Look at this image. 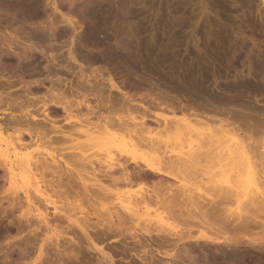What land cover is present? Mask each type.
<instances>
[{
	"label": "rangeland",
	"instance_id": "obj_1",
	"mask_svg": "<svg viewBox=\"0 0 264 264\" xmlns=\"http://www.w3.org/2000/svg\"><path fill=\"white\" fill-rule=\"evenodd\" d=\"M87 1L89 0H35L34 3L32 4L33 7L31 6L29 8L30 11L27 10L29 14L25 12L26 13L25 15L18 13L20 11L18 10L20 9V7L17 6L18 12L16 9L13 8L15 5L14 6L12 5L13 4L12 1H8L9 3L10 2L12 3L10 4L12 9L8 5H7L8 8L5 9V7L7 6H3V5L7 4L6 3L7 1L0 0L1 3L3 2V5L0 4V38L3 37L8 38L9 35H12L14 33L13 35L16 36L17 40H14L12 44L15 46L14 48H16L17 51H22V49L19 48L18 45L24 46L23 44H25L26 42L27 43L30 42L33 46L35 47L37 46L38 48L40 47L41 49H44L46 53V54L45 53L43 54L41 52L39 53V51H35V52L32 51L28 53V58H29L28 64L29 66H31L28 67L30 69L32 68V65H33V69L35 67L36 71H34L35 73L33 72L34 74L33 73L30 74L29 71L27 73L28 70V67L26 66L28 65L26 64L27 62L24 63L23 65L18 64V60L16 56L14 55L8 56L9 54L7 55L5 53H2L0 57V74H2L4 77L5 76L9 77L12 80L11 84H9L10 86L8 85L5 88V91H10L11 97H13L15 102L16 101L19 102L20 99L24 97L25 98L28 97L26 95L25 96L22 95V90L24 89L23 85L25 84V81L28 80L33 81V79L34 80L36 79V81L38 80L37 82H40V80L42 81L40 86H38L39 85L38 83H35L36 85L38 84L37 86L34 84H30L32 85L30 87L31 92H29L28 95L32 97L31 98L28 97L30 101L24 103L23 106L17 105L15 107L14 106L3 107V104L0 102L1 126H5L8 120L11 123L10 124L8 122L11 128L9 127V129H4V130L0 129V150L11 156H13L14 152L18 153V156L24 154L27 155V153L38 155L43 153L46 154L49 152L55 156H62L66 158L69 161L68 162L66 160L68 164L75 170L77 169L79 172L78 175L75 172H73V177L71 178V180L69 179L70 180L69 182L72 185V187L74 189H79V190L82 189L81 187L82 181H86V182L93 181V178L90 176L91 167H89L90 165H86V164L84 165V163L83 164L81 163L78 164L75 162L70 163L71 160H73V158L67 157L69 153H77V154L79 153L78 155H80V151H81V153L85 155L87 158H99L101 160H104L106 157L112 156L113 154L115 155L117 160H124L127 157L126 155L121 153L118 147L115 149L109 146L110 147L109 148L105 146L106 144H103L104 145L103 146L102 144L99 145V143H97L98 145L95 146L96 143H93V141L91 142L88 141L89 135L84 134L83 132L81 133V130L83 131L86 129L87 124L88 125L95 124L97 123V121H99L100 118L107 115L108 116L111 115L113 118L115 116H119L127 121L129 120V122L131 121L134 123L136 122L139 123L142 115L144 114L154 118L157 116L156 118L160 122L149 119L147 122L149 123L151 130L149 133L148 132L145 133V131L147 130L145 131L143 130L142 133V135H144L143 138H145L147 142L149 140H152L153 141L152 144H154V146L153 145L151 146L150 143L147 144V146L146 145L145 146L139 145L138 147L136 146V148L134 149L131 145L127 144L126 146L125 144L126 148L125 146L123 147L120 146V148L122 151L124 150L127 153H131L133 155H137V154L140 155L141 153H142L141 155H143L144 153V155L148 154L149 156L150 155L153 156L157 151V154L155 155L160 156V155L170 154V152L172 151L174 152V150L179 149L178 143L176 144L177 141L174 140L175 139L174 136H172L171 135L172 133L169 132L170 129H168L169 131L166 128L164 130L162 123H164L165 120L166 122L169 121V118L171 119L173 115L176 117H180L181 115H183L182 112H180V110L178 109L177 111H175V114L171 112L169 113L167 109L163 110L154 107H150L148 111L147 110L144 111L143 109H141L142 107L140 108L141 106L140 103L142 102H139L138 99H133L129 102H123L126 104H123L121 101L117 103L118 102L117 101L109 109L105 107L101 108V104L105 102L103 96H98L100 95V93L97 94L93 90L90 92H86L88 96L87 103L89 104V107H92L91 110L89 108L86 109L87 107L83 106L84 104L76 105L77 99L80 100L79 99L80 97L79 98L78 96L73 97V95L69 96L70 94L65 93L67 91H63L62 87L61 89L57 88L58 90L54 89L53 91H49V87H51V85L46 77L47 75L46 68H50V73H48L49 75L55 74L54 73L55 69L51 66L52 53L56 57L57 63L61 67L63 66L61 71L58 70V74L61 77V79L64 81L65 78L66 79L72 78L75 79L73 82L76 81L77 74L79 73L78 71L79 66L77 63H76L77 65L76 64L74 65L75 63L74 61L71 60L72 63L71 61H69L70 58L68 57L69 55L68 53H69V49L71 48L73 49V51H75L76 49L74 53L78 54L77 58L83 64V71L86 77L89 75L91 76L92 75L91 71L94 70L96 67H101L103 65L108 69L109 72H111L110 74L111 76H113L115 83L118 84L121 89H123L122 90L123 92H127V93L129 92V94L136 93V95L144 94V97H146L147 99H149V96L152 95L153 97H155L156 100H158L156 98L157 91H162V94H168L170 96L177 95L170 86L159 85L157 81L155 82L151 74H149V76L152 78L147 77L148 73H146L145 70H144L145 72H143V70L141 69L138 70V74L140 72V74L143 75L142 77L141 75H138L137 76L138 78L132 76L133 74L130 73L132 71L131 69H129L130 66H128L125 63H121L119 61L116 62L115 59L113 60L112 58H108V55L106 56L105 50L101 52L103 49H101V47L99 46L98 47L100 51L98 50V47L94 45L95 48L97 47L96 49L98 50L99 55L105 53L106 57L102 54L100 56H102V58L103 57L105 58L101 59V62L99 61V63L96 62L94 64L87 66L88 61L85 60L86 59L85 57L83 58L85 53H87V50L84 46L82 47V45L80 44L82 42V38H84V36L86 35L85 34L87 32L86 27H88V25L92 23L91 22L92 20H90L91 18L85 13L86 10L84 9L86 8V4L88 3ZM119 1L122 0H112L115 7L120 6L121 2ZM150 1L147 0V3H149ZM152 1L154 2V0ZM159 2L160 4L162 3L161 4L162 12L163 13H165L164 11L168 12L167 9H165L166 8L165 6L167 5L171 6L172 0H155L154 4L156 5V7L158 6L157 4H159ZM175 4L178 7H180L181 11L183 12V16L186 17V20L190 16H192V18L194 19L196 14L198 15L197 17L201 18L199 23L200 29L198 30L196 36L193 37L191 34L192 32L190 31L191 30L190 28L192 27L187 28L186 25L184 24L182 25L181 29L178 31L179 35H176L177 38H174L170 30H168L167 28L166 30L161 28L162 23L164 21L162 23L159 21L160 23L158 22L157 23L158 25H156L155 21L153 20L152 16L155 14L153 12H156L157 8L154 7V9H152L153 7L149 8V6L146 5L145 8L142 9L143 11L145 10L144 13H140L137 16L131 15L129 17L126 15L127 16L125 18L126 21L119 19L116 16H112V17L110 16L111 19L110 17H108L107 18L108 22L107 21L106 23L104 22L103 27L106 29L105 31L108 34H110V38H109L110 41L103 45H107L110 43L108 46L112 45L113 47L115 46L118 47L120 46L118 45L120 41L125 39L124 35H127L128 33L130 35V36L128 35L130 37V40L131 38L133 39L132 42L134 41V39H137V41L135 40L137 43L135 41L134 42L136 44H139L140 42L141 44L139 45H142V48H144V49L140 48L141 49L140 52L143 55L142 56L139 55L138 58H142L145 54L146 56L144 57L148 58L149 55L151 54V53L149 54L148 51H150L151 49L155 53H157L158 51V53L161 56H163V60L165 58L164 63L166 67L167 66L170 67V65L174 63L176 71L168 70L167 68L160 71L168 72L171 79L175 78V84H178L179 88L184 92H188L189 90L184 86L185 82L182 81V79L188 78L187 72L191 60L192 62H195L194 60H199L201 56H205V54L201 52V49L205 48L208 45L214 44V39L212 35L213 32L227 33L230 35V39L233 42V44L236 43L234 46L236 45L243 46L244 49L242 51L243 55L240 59L245 58V56L248 54H250L251 56V52H249V50H252L254 54H258L259 56H261V53H264V6L262 1L260 2L259 0H245L241 2L240 0H179L174 2V5ZM9 9L11 10L9 11ZM135 9L139 10L138 7H136ZM28 15L30 16L32 15L33 17L31 18ZM145 18L146 20L142 21ZM115 19L117 20V22ZM117 27L122 28L121 29L122 31L127 29V33L126 31H124L126 34L123 33L124 38L122 34L120 35L116 34ZM123 27H125L126 29ZM45 28L46 29L52 28L54 35L52 33H51L52 35H49L50 33L49 31L43 30ZM35 29L36 30L40 29L39 32L43 33L42 39H37L36 37H34V35H32L33 32H35ZM152 36L154 37L155 41L151 39ZM121 38L123 39L121 40ZM171 39L174 41H172ZM89 43L90 45H93L91 44V42ZM160 43L163 46L165 44V46L164 47L161 46ZM146 48H149L147 49L148 51L146 50ZM163 48H166L165 50H167L165 51V54L164 52H162V50L164 51ZM170 48L173 49L171 50ZM96 49L93 50L96 52V54H98ZM119 49L123 50L122 48ZM158 49L161 51H159ZM258 49H260L261 52H259ZM142 51L145 52L143 53ZM144 57L142 59H146ZM194 57L195 58L198 57L199 59L198 58L194 59ZM137 62L139 63V61ZM20 66H23L24 69ZM66 68L68 69L70 68L72 70L67 71ZM106 72L107 71L103 72V78L108 77ZM145 73L147 74V76H144ZM180 74L181 75L185 74V76L182 77V79L178 77L176 78V76ZM85 75L84 78H86ZM217 76L215 75L214 77L217 83H223L225 80H227L226 77H220V76L217 77ZM20 77H22L24 81ZM151 81H153L154 83H152ZM102 82H103L102 86L108 87L107 81L103 80ZM213 84L214 83H212V85ZM157 87H159V89ZM107 90H105V92L109 93L110 90L109 89ZM111 91L113 94H118L116 93L117 92L116 89ZM175 91L180 92L179 90H175ZM105 92L104 94H106ZM221 96L222 94L219 93L218 97ZM32 99L33 101H31ZM49 99L61 100L64 103L68 102L69 105L71 106H65L66 108L65 110L61 106L60 107L62 109L50 105L49 109L47 108L46 110V106H42V103L47 102ZM182 101L184 103H188L184 96ZM242 101L243 100H240V102ZM258 101L262 102L261 100ZM248 102L253 104L254 98L249 97ZM165 104L163 103L161 106H165ZM201 104L204 105L203 103ZM173 105H177V104H172L171 106ZM219 105L221 106H194L195 109L198 110V113L205 111V113H209V112L210 114L214 113L216 115V118L218 117L217 118L218 121H217V119L213 117L209 119V117L207 118L202 113H199L200 115L202 114L201 118L202 119L204 118V121L202 123L196 122L195 124V126L199 129V132H201L200 136L199 135L198 136L201 138L203 136L205 137V134L206 136L209 134L208 132L209 130L214 129V131L218 133V134L216 133V135L217 136L219 135V137H221L224 140V144L225 141H227L226 144H230V141L238 136L236 135V133L239 132L240 134H242L241 132H243L244 128L248 127L247 123H250L247 133H248V138L255 143L254 144L255 150L253 151L252 156H250V158H248L244 162H242V159H240L238 156L233 158V160L231 161V158L223 154L225 156V157L223 156V159L225 160H222L221 162L223 163L221 164L222 170L217 171V172L220 171L219 172L220 174L216 172L218 164L216 163L215 165L214 159L210 161V164H208L209 165L208 168H206V165L203 163L204 161L202 160L198 168L201 171H204V175L207 176H202L201 173L203 172H200L201 176L198 175V177L200 176L199 179L203 178L202 181H204L205 183V180H207V178L209 179L208 176L211 177V175L214 174L213 179H217L218 177H221L219 179L220 180L222 179L221 182L223 186H227L229 181L232 182L234 180L232 183L233 184L235 183L234 186L236 187V189L241 190L242 188H244V186L247 189L248 188L250 189L252 187L253 192H252V188L251 190L248 189L249 191H251L248 192L249 193L248 196L251 194L253 199H255L254 197L256 195L262 197V195L260 194L263 193L264 191V153H263L264 106H237L234 103L229 105H223V104H219ZM54 109L56 110L53 111ZM45 110L46 112L50 110L47 117L45 116L46 115ZM210 110H215V112ZM219 110L222 111L228 110L233 113V116L226 118L227 115L225 113L223 114ZM216 111L218 113H216ZM12 116L15 118L13 119ZM44 117H46L50 123L45 125V127L43 128L44 132L39 134L37 142L33 144H27L26 147L24 146L18 147L17 144L18 139L15 136L16 131H14V128L18 127V129L20 128V129L31 130L34 125V119L42 120ZM226 119L229 120L225 121ZM222 120L223 122H221ZM192 121L193 118L191 117V122ZM192 123H194V121ZM220 125L222 128L219 127ZM16 128L15 130H17ZM202 132L204 133V135ZM198 136L197 138H199ZM115 138L116 140L117 138L118 139L120 138L119 140L121 142L122 139L121 136L120 137L117 136ZM192 138L195 139V137ZM22 139L25 143H29L30 141V138L25 133H23ZM126 140L127 138L125 137V142ZM118 142L119 141L117 140L115 143L118 145L120 144ZM257 144L259 145L257 146ZM156 145L158 146V148ZM150 146L151 149L149 150ZM184 146L185 149L183 150V154L187 155L188 154L187 153L188 151L186 150L187 146L186 145ZM103 166L104 165H102V167ZM211 166L212 169H210ZM210 171L213 172V174H211ZM222 174L224 175L222 176ZM23 175L24 173L21 168L15 167L13 173H10L9 171H7V169L4 166L0 165V209L3 210L4 208L3 211H5L3 213L0 212V259H2L3 263L5 264H107L106 261L103 259V255L97 252L96 250H94L91 247V244H89V242L85 240L83 235L80 234L81 232L79 231L80 232L79 233L77 231V228L73 227L71 223L63 220H62L63 222L60 223L59 221L57 223L56 220L53 222L54 219L52 218L53 217L52 215H54V213L52 207L46 205L42 201L38 202L36 200H34V202L36 201L35 203L33 202L34 203V206H32L33 208L30 206L29 208L27 206V203L24 201L23 192H22V189L24 188L22 186V180H23L22 178H25V176ZM47 177L49 178L50 175H47ZM165 179L168 182L169 181L174 182V180L171 178L166 177ZM213 179L210 178L209 180L211 181H209V183L215 182ZM148 184L147 183L145 184V186L147 185L146 186L147 188H149L150 185H152L151 182H149ZM138 185L139 183L127 184V185H125V183H120L117 184L116 187L111 186L112 192L109 196H105L106 198L105 200H103V202L106 203L115 202L118 199V197L122 201H125L128 198L132 197L134 193L136 192L139 193L144 191V189H147L146 187H144L143 190L140 191L138 189L139 187ZM206 185L205 187H203L202 183L199 184V186L201 187L200 190L205 193V196L207 197L206 199L208 200L210 197L214 196L213 193H215L216 191L213 190L215 192H212V189H214V187H212L210 184L208 186ZM210 186L212 187V189L210 188ZM12 191H16L18 193L19 198H17V202H19L20 200V203L17 202H16L17 204L14 203L15 200L13 201L12 199L14 198L11 197ZM207 192L209 194H207ZM259 196L256 197V199L257 198L259 199L260 198ZM70 198L71 197H69V199ZM262 198H264V195ZM241 199H243V197H241ZM57 201L58 203H60L59 200ZM223 204H224L223 206L224 209L227 210L228 213H231L236 211L238 200L233 199V200L224 201ZM83 205L87 206V203L84 202ZM88 209L89 211H91L89 207ZM45 211L46 213H48L47 219L48 222L50 221L49 227L52 228L51 229L52 231H48V229H46L45 224L41 223L37 216L38 212L44 213ZM153 214L154 213H152V215ZM71 217L78 222H81L82 220V216L77 214L71 213ZM88 221L92 225L96 221V218L93 216H89ZM179 221H176L175 223L173 222L174 224H171V227H173L172 225L176 224L177 226L175 225L174 227L180 228L181 236L178 237H173V236L169 237L168 235L162 236L161 234L158 237L156 235H153L151 238H148L147 235H143L140 238V240L137 241L130 237L131 236L129 234L130 232H128L127 229L137 228L136 230H139V228L134 227V223H131L129 221L124 223L125 228L121 227L120 229L122 230L121 234L117 233L118 234L117 235L111 233L112 235H110L109 233L105 238L104 236L99 237L100 235L96 236V234L94 233L93 235L91 233V235L93 236L94 239L93 242L95 241L94 243L96 247L97 248L100 247L102 250H104L103 252L105 253L107 252L111 255L112 264H159V263L160 264H264V211L262 212L260 211L256 213V215L253 217L251 221L249 228L241 229V230L240 229L237 230L233 228L223 232L222 231L213 232L206 230V228L201 225H198L190 229L181 220ZM17 224H19V227H17L18 226ZM69 224L72 227H69L70 226ZM216 224L217 225L220 224L219 221H216ZM65 225L67 227H65ZM71 228L73 231L76 232L72 231L71 233L66 232L65 234H61L63 230L68 231V229L71 230ZM202 229L206 232H203ZM34 233L36 235L35 237H37L36 239L32 237L34 236ZM55 233L57 234L59 233L58 234L59 236L62 235V237L67 239V242H64V239L62 237H59L60 238L59 240L60 243L58 242L59 246L58 244H55L57 243L54 236ZM51 235H53L54 238L53 237L51 238ZM70 236L73 237V239L75 238L77 239L70 240ZM165 237L166 239H164ZM151 241H153V243ZM138 242L140 244H138ZM28 243L30 244L28 245ZM146 243L147 245H145ZM40 244H41L42 252L39 257ZM69 245L71 246L72 249L70 248ZM143 245H145L146 248ZM151 255L154 256L152 257ZM172 256L173 258H171ZM98 258L100 260H97Z\"/></svg>",
	"mask_w": 264,
	"mask_h": 264
},
{
	"label": "bare ground",
	"instance_id": "obj_2",
	"mask_svg": "<svg viewBox=\"0 0 264 264\" xmlns=\"http://www.w3.org/2000/svg\"><path fill=\"white\" fill-rule=\"evenodd\" d=\"M6 1H7L6 2L7 4L3 5V2L2 3L0 2V4H2L3 6H7V5L10 6V4L12 3L11 2L9 3L8 1H12L13 6L15 5L16 7L17 6L20 7V9H18V7L16 8L15 6L13 8L16 10L17 9L20 10L19 12L17 10L18 13L26 15V13L29 14L28 12L30 11L29 8L32 6L35 0H6ZM176 1H179V0H172L171 6L170 5L165 6L166 7L165 9H167L168 11L166 12L163 10L166 13L165 14L161 10L162 3L160 4L159 2L160 5L157 4L158 6L156 7V5L154 4L155 0L154 2L151 0L149 3H147V0H122V1H119L121 2V4L120 6L118 4L119 7L116 6L117 8L115 7L112 0H89L87 1L88 3L86 4V8L84 9L86 10L85 13L91 18V19L90 18H87V19L92 20L91 21L92 23L90 22L91 24L88 25V27H86L87 28V32L85 31L86 35L84 36V38H82V42L80 44L82 45V47L84 46L87 50V53L84 52L85 55L83 56V58L85 57L86 58L85 60L88 61L87 66L94 64L96 62L99 63V61L101 62V59H104L108 55V58H112L113 60L115 59L116 62L119 61L121 63H125L128 66H130V68L129 67L128 68L131 69L132 72L130 73L133 74L132 76L137 77L138 75H141L140 72L138 74V70L140 69L143 70V72L146 71V73H148V76L146 73H145L146 75L144 74V76L150 77L149 74H151L155 82L157 81L159 85L170 86L178 96L177 95L170 96L168 94H162V91H157L156 98L158 100H156L155 97H153L152 95L150 96L148 95L149 99H147L146 97H144V94L136 95V93L129 94V92L128 93L123 92L122 91L123 89H121L119 85L115 83L113 76H111L110 74L111 72H109L108 69L103 65L101 67H96L94 70L91 71L92 75L91 76L89 75L86 77L83 71V64L78 60L77 58L78 54L74 53L76 49L75 51H73V49L71 48L69 49V53H68L69 54L68 57L70 58L69 61L72 60L75 62L74 65L77 63L79 66V69H78L79 73L78 74L75 73L77 74L76 81L73 82L75 79H72V78L70 79L65 78L64 81L61 79V77L58 74V70L61 71L63 66L61 67L57 63V59L53 55V53L52 54L50 53L51 61H52V64L51 63L50 64L55 69V72H54L55 74L49 75L48 73H50V68H46V71H47L46 77L49 80L50 85H51V87H49V91H53L54 89L58 90L57 88L61 89L62 87L63 91H67L65 93L70 94L69 96L73 95V97L75 96H78V98L80 97L79 98L80 100L77 99L78 103L76 102V105L84 104L83 106L87 107L86 109L92 108V107H89V104L87 103L88 96L86 92H90L93 90L97 94L100 93V95L98 96H103V99L105 102L101 104V108L105 107L109 109L117 101H118L117 103H119V101L123 103V102H129L133 99H138L139 102H142L140 103L141 104L140 108L142 107L141 109H143L144 111L146 110L148 111L150 107H154V108H159L163 110L167 109L169 113L171 112L175 114V111H177V109L180 110V112H182L183 115H181L180 117H176L173 115L171 117L172 120L169 118L170 122L169 121L166 122L165 120V122L162 123L164 130L165 128L167 130L170 129V131L169 130L168 131L172 133L171 135L174 136L175 138L174 140L177 141V142L175 141L176 144L178 143L179 145L178 150H174V152L172 151L170 152V154L160 155V156L155 155L157 154V151L156 153L154 152L155 154L153 156L152 155L149 156L148 154L144 155V153L143 155H141L142 153L140 155L138 154L133 155L131 153H127L124 150L123 152L120 146L123 147L125 146V144L126 146L127 144L131 145L134 149L136 148V146L137 147L139 145L147 146V144H150V143H151V146L152 145L154 146V144H152L153 141L149 140L147 142L146 139L143 138L144 135H142V133H143V130L144 131L147 130L145 131V133L150 132L151 130L150 125L147 121L149 119L153 121H158L156 118L157 116L154 118V117H149L144 114L142 115L139 123L137 122L134 123L131 121L129 122V120L127 121L124 118H121L119 116H115L114 118L111 115L103 116L102 118L99 119V121H97V123L92 124V125L87 124L86 129L83 131L81 130V133L83 132L84 134L89 135L88 141L90 142L93 141V143H96L95 146L98 145L97 143H99V145L106 144L105 145L106 147L110 146L111 148H115V149L118 147L121 153H123L127 157L124 160H117L115 155L113 154L114 155L113 156L111 154L112 156H108L104 160H101L99 158H87L85 155L81 153V151H80V155H78L79 153L78 154L69 153L67 157L73 158V160H71L70 163H74V162L78 164L84 163V165L85 164L90 165L89 167H91L90 176L93 178V181L92 182L82 181L81 190L74 189L69 182L71 178L73 177V172H75L78 175L79 173L78 170L77 169L75 170L74 168H72L68 164L69 161L62 156H55L49 152L46 154L43 153V154H38V155H33L32 153L31 155L27 153V155L24 154L21 156L20 155L18 156V153L14 152L13 156H11L9 154L4 153L2 150H0V157H1L0 165L1 166H4L7 169V171H9L10 173H13L15 167L21 168L24 173L23 176H25V178H22L23 179L22 186L24 188L22 189V192H23L24 201L27 203V206L32 207L34 206V203L36 201L38 202L42 201L46 205L52 207L53 213H54V215H52L53 216L52 218L54 219L53 222L56 220L57 223L58 221L59 223L63 221H67L71 223L73 227L77 228L78 232L79 231L81 232L79 233L83 235L85 240L88 241L89 244H91V247L103 255V259L106 261L107 264H112L111 255L107 252L106 253L103 252L104 250H102L100 247L98 248L96 247L94 243L95 241L93 242L94 239L92 235L94 233L96 234V236L100 235L99 237L104 236L105 238L107 234L109 233L110 235H112L111 233L121 234L122 230L120 229L121 227H124V223L127 221L134 223V227L139 228V230H136L137 228L127 229V231L130 232L129 233L131 235L130 237L132 239L139 241L143 235H147L148 238H151L153 235H156L158 237L161 234L162 236L168 235L169 237L170 236H173V237L181 236L180 228L174 227L176 224L172 225L173 227H171V224H174L176 221H179V220H181L190 229L198 225L204 226L206 230L213 231V232H217V231L223 232V231H226L228 229H233V228L237 230L247 229L249 228L251 221L253 217L256 215V213L260 211L261 212L264 211V198H262L264 195L263 194L264 191L263 193H261L262 190L260 191L261 193L260 195H262V197H260L259 195H256V196L254 195L255 197L254 196L253 197L255 199H253L251 194H250L251 196L249 195L250 197L248 196L249 194L248 192H251L249 190H251L252 187L250 189L248 188L249 190L245 186L241 190L236 189V187L234 186L235 183L234 184L232 183L234 180L232 182L229 181L227 186H223L221 182L222 179L221 180L219 179L221 177L217 176L218 177L217 179H213L214 174L213 172H211L212 170L210 172L213 175L210 174L211 177L210 176L208 177L209 179L210 178L213 179L215 182L209 183V181L211 180L207 178L208 181L205 180V183L207 184L206 185L204 181H202L203 178L199 179V177L201 176L200 172H203L201 173L202 176H207V175H204V171H201L198 168L202 160L204 161L203 163L206 165V168H208L209 167L208 164H210V161L214 159L215 165L216 163L218 164V167L216 169V172H217L218 170L220 171L222 170L221 164L223 163L221 162L222 160H225L223 159L224 155L231 158V161L233 160V158L238 156L240 159H242V162L246 161L248 158H250V156H252V153L255 150V145H254L255 143L248 138L247 130H248L250 123H247L248 127L244 128L243 132H241L242 134L237 132L236 135L238 136L235 139H232V140L230 139L231 141L228 140L230 141V144H226L227 141H225V144H224V140L221 137H219V135L218 136L216 135L217 132L214 131V129L209 130L208 131L209 134L207 136L205 134V137L203 136L201 138L199 137L201 132H199V129L195 126L196 122L202 123L204 121V118L202 119L201 115L203 114L207 118L209 117V119L212 117L217 119L218 117L216 118V115L214 113H212L213 114L212 115L210 114V112L205 113V111L199 112V113H202L200 115L198 113V110H196L194 107V106H221L219 104L229 105L233 103L237 106H264V53H261V56H259L258 54H254L252 50H249V52H251V56L250 54H248L245 56V58L240 59L243 55L242 54V51L244 50L243 46L241 45L234 46L236 43L233 44V42L230 39V35L227 33L213 32L212 35L214 39V44L208 45L205 48L201 49V52L204 53L205 56H201L200 59L198 58L199 56L196 57L199 60H194L195 62H192L191 60V63L189 65L188 72H187L188 78L182 79V77H184L185 74L183 75L180 74L176 76V78L178 77L182 79V81L185 82L184 86L189 90L188 92H184L179 88L178 84H175V78L171 79L168 72L160 71L166 68L168 70L176 71L174 63H172L170 67L168 66L166 67L164 63L165 58L163 60V56H161L158 53V51L157 53H155L151 49L150 51H148L147 49L149 48H146L148 53L149 54L151 53L149 57L147 56L148 58L144 57L146 56V54L143 56L146 59H142L143 57L138 58L139 55L141 56L143 55L140 52L141 50L140 48H142V45H139L141 44L140 42L139 44H136L137 39H134V41L136 40L135 41L136 43L133 41L135 44L132 42L133 40L132 38L130 40V37H129L130 35L127 33V29L125 27L123 28L126 29L124 31H126L127 35H124L125 36L124 40H122L124 38L123 33L124 34L126 33L121 30L122 28H119V27L116 28V31H117L116 34L117 35L122 34L123 36V38H121L122 41L119 40L120 43L118 44L121 47L118 45L117 46L119 48H122L123 50L119 49L116 46H115L116 48L113 47L112 45L108 46L110 43L107 45H103L110 41L109 40L110 34H108L105 31L106 29L103 27L104 26L103 23L104 22L106 23L108 17L116 16L119 19L125 20L127 16L128 17L131 15L137 16L140 13H144L145 10L143 11L142 9H144L146 5L149 6V8L153 7L152 9H154V7L157 8V11L153 12L155 13L152 16L153 20L155 21L156 25H158L157 23L159 21L161 23L164 21L162 23L161 28L165 30L167 28L168 30H170L174 38H177L176 35H179L178 31L181 29L182 25L184 24L186 25L187 28L192 27L190 28L191 29L190 31L192 32L191 34L193 37L196 36L198 30L200 29L199 23H200L201 18L197 17L198 15L196 14L195 16L196 19L195 18L193 19L192 16H190L186 20V17L183 16V12L181 11L180 7H178L176 4L174 5V2ZM240 1L243 2L245 0H240ZM259 1L260 2L262 1L263 6H264V0H259ZM8 6L5 7V9L8 8ZM136 7H138L139 10L135 9ZM11 9H9V11ZM30 17L32 18L33 16L31 15ZM145 20L146 18L142 21H145ZM39 30L35 29V32H33L32 35H34V37H36L37 39H42L43 33L39 32ZM43 30L49 31L50 32L49 35H52L54 33L52 28L51 29L45 28ZM13 34L9 35L8 38L6 37L0 38V57L2 53H5L7 55L9 54L8 56L14 55L17 57L18 64L23 65L26 62H27L26 64H28V61H29L28 53L32 51L34 52L39 51V53L41 52L43 54L45 53L44 49H41L40 47L38 48L37 46L35 47L30 42L28 43L26 42L25 44H23L24 46L17 44L19 48L22 49V51H17L16 48H14L15 46L12 44L14 40H17L16 36ZM151 39L155 41L153 36ZM89 42H91V44L93 45H90ZM94 45L97 47L98 46L101 47V49H103L101 52L105 50L106 56H105V53L104 54L102 53L105 56L102 58V56H100L102 54L99 55V52H98V50L100 51L99 47L97 50L96 49L97 47L95 48ZM102 45L104 46L105 49L103 48ZM169 45H172V44H169ZM167 47H168V44H167ZM166 48H163L164 51L162 50L164 54H165V51H167L165 50ZM93 49L94 50L96 49L98 54H96V52ZM170 49L172 50L173 48H170ZM258 51L261 52L260 49H258ZM196 58L194 57V59ZM112 59H109V60H112ZM137 61H139V63ZM26 66L28 67L29 64ZM20 67L23 68V66H20ZM29 67H28L27 73L29 71V73L31 74L34 71H36L35 67L33 69V65L31 69ZM70 68L69 69L66 68L67 71L72 70ZM82 71L84 74L82 73ZM105 71H107L106 72L108 75L107 78H103V72ZM84 75L86 78H84ZM215 75L216 76L218 75L217 77L219 76L226 77L227 80H225L223 83H217L214 79ZM142 76L143 75H141V77ZM20 78L22 79V77ZM103 80L107 81L108 87L102 86ZM37 81L36 79L35 80L33 79V81H30V80L25 81V84L23 85L24 89L22 90V95L23 96L26 95L30 97V95H28L29 92H31L30 87L32 85L30 84L36 85L35 83H38L39 85L38 84L37 85L40 86V84L42 83L41 80L40 82H37ZM11 82L12 80L9 77H6V76L4 77L2 74H0V102L3 104V107L4 106H9V107L14 106L15 107L17 105L23 106L24 103L30 101L28 97L26 98L24 97L20 99L19 102L17 101L15 102L13 97H11L10 91H5V88L9 84H11ZM151 82L154 83L153 81ZM144 83H145V80H144ZM212 83L214 84L212 85ZM157 88L159 89V87ZM107 89L110 90L109 93L105 92V90ZM114 89L117 90L116 93L118 94L112 93L111 90H114ZM175 90H179L181 93ZM63 91H60V92H63ZM104 92L106 94H104ZM219 93L222 94L221 97H218ZM187 94H189L190 96ZM183 96L185 97L188 103H184L182 101ZM249 97L254 98L253 104L248 102ZM239 99L243 101L240 102ZM258 100H261L262 102H259ZM31 101H33V99ZM67 103L68 102L64 103L61 100H57V99L56 100L49 99L47 102H43L42 106H46V110L47 108L49 109L50 105H53L54 107H57V108L61 106L66 110L65 106H71L69 105V103L68 104ZM163 103L164 104L166 103L165 106H161ZM201 103H203L204 105H202ZM123 104H126V103H123ZM172 104H177L178 106L177 105L171 106ZM46 110H45L46 115L45 114L44 115L47 117L51 109L48 112H46ZM55 110L56 109H54L53 111ZM215 110H210V111L215 112ZM217 111L216 113H218ZM219 111H221L223 114L225 113L227 115L226 118L233 116V113L228 110H223V111L219 110ZM46 117H44L42 120L34 119V125L31 130L20 129V128L18 129V127L17 128L15 127L17 129L15 130L14 128V131H16L15 136L18 139L17 141L18 147H22V146L26 147L27 144H33L37 142L39 134L44 132L43 128L45 127V125L50 123ZM191 117L193 118L194 123H192L193 121L191 122ZM14 118L15 117H13V119ZM228 120L226 119L225 121H228ZM8 122L6 123L5 121L6 123L5 126H1L0 124V129H3V130L9 129L10 122L9 123ZM221 122H223V120ZM219 127L222 128L221 125ZM23 133L28 135V137L30 138L29 143H25L23 141L22 139ZM117 136L119 137L121 136L122 138L121 142L119 140L120 138L119 139L117 138V140L119 141L118 143H120L118 145L115 143L117 141L115 137ZM197 136L199 138H197ZM125 137L127 138L126 142H125ZM192 137H195V139H193ZM184 145L187 146V149H186L188 151L187 155L183 154V150L185 149ZM258 145L259 144H257V146ZM151 146L149 150L151 149ZM102 165L104 166L102 167ZM210 169H212V166L210 167ZM47 175H50V177L48 178ZM198 175L200 176L198 177ZM223 175L224 174H222V176ZM166 177L173 179L174 182H170V181L168 182L165 179ZM149 182H151L152 185H150V187L147 188L146 187L147 185L145 186V184L146 183L148 184ZM200 182L203 184V187H205V185L208 186L209 184L212 187H214V189H212V187L210 186V188L212 189V192L216 191L215 193H213L214 196L210 197L207 200L205 193L200 190L201 188L200 187L201 185L199 186V184H201ZM120 183H125V185L139 183L138 189L140 191H142L144 187H146L147 189H144V191L139 192V193L137 192L134 193L132 197L128 198L125 201H122L118 197V199L115 202H107V203L103 202V200H105L106 198L105 196H109L111 194L112 187L113 186L116 187L117 184H120ZM252 192H253V188H252ZM207 194L209 193L207 192ZM239 196L243 197V199H241V197ZM258 196L260 198L256 199V197ZM11 197L14 198L12 200L13 201L15 200L14 202L15 204L20 203V200L19 202H17V198H19V196L16 191L11 192ZM69 197L71 198L69 199ZM233 199L238 200L237 209L234 212L228 213L227 210H225L223 207L224 206L223 202L228 201V200H233ZM34 200L36 201L34 202ZM57 200H59L60 203H58ZM84 202L87 203V206L83 205ZM88 207L90 208L91 211H89ZM12 208H13V205H12ZM3 210L0 209V212L2 213L5 212ZM71 213L82 216L81 222L75 221L71 217ZM152 213L154 214L152 215ZM47 214L48 213H46V211L44 213L38 212L37 216L39 218V221L45 224L46 229H48V231H52L51 230L52 228L49 227L50 221L48 222ZM89 216H93L96 218V221L92 225L88 221ZM216 221H219L220 224L217 225ZM17 225H18L17 227H19V224ZM71 225L69 227H72ZM65 227L67 226L65 225ZM72 231H73L72 228L71 230L68 229V231L63 230L61 234H65L66 232L71 233ZM73 232H76V231H73ZM203 232H206V231L203 230ZM58 234L55 233L54 235L57 241V243L55 244H58L60 240L59 237H62V235L59 236ZM35 236L36 235L34 233V236L32 237L36 239L37 237ZM52 237L53 235H51V238ZM62 238L64 239V242H67L66 238L64 237ZM75 239H73V237L70 236V240H75ZM164 239H166V237ZM151 242L153 243V241ZM29 244L30 243H28V245ZM138 244L140 243L138 242ZM145 245H147V243ZM145 245L143 246L145 247ZM41 252H42V248L40 244L39 245V257L41 255ZM171 258H173V256ZM97 260H100V259L98 258ZM0 264H5L3 263L2 259H0Z\"/></svg>",
	"mask_w": 264,
	"mask_h": 264
},
{
	"label": "flooded vegetation",
	"instance_id": "obj_3",
	"mask_svg": "<svg viewBox=\"0 0 264 264\" xmlns=\"http://www.w3.org/2000/svg\"><path fill=\"white\" fill-rule=\"evenodd\" d=\"M60 108V107H59ZM62 109V108H61Z\"/></svg>",
	"mask_w": 264,
	"mask_h": 264
}]
</instances>
